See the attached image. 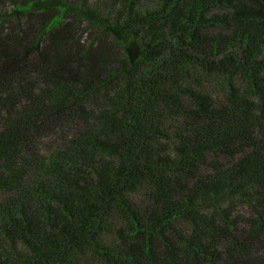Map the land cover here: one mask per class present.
I'll use <instances>...</instances> for the list:
<instances>
[{
	"label": "trees",
	"instance_id": "trees-1",
	"mask_svg": "<svg viewBox=\"0 0 264 264\" xmlns=\"http://www.w3.org/2000/svg\"><path fill=\"white\" fill-rule=\"evenodd\" d=\"M0 264H264V0H0Z\"/></svg>",
	"mask_w": 264,
	"mask_h": 264
}]
</instances>
